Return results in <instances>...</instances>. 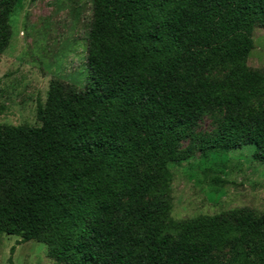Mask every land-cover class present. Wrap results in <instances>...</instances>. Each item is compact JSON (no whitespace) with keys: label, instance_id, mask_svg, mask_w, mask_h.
Here are the masks:
<instances>
[{"label":"trees","instance_id":"16d2710c","mask_svg":"<svg viewBox=\"0 0 264 264\" xmlns=\"http://www.w3.org/2000/svg\"><path fill=\"white\" fill-rule=\"evenodd\" d=\"M17 3L0 0V54ZM255 28L264 0H94L85 83L52 78L39 126L0 123V233L65 264H264V211L165 220L170 167L206 106L225 107L210 148L251 146L264 163Z\"/></svg>","mask_w":264,"mask_h":264},{"label":"rangeland","instance_id":"374dc122","mask_svg":"<svg viewBox=\"0 0 264 264\" xmlns=\"http://www.w3.org/2000/svg\"><path fill=\"white\" fill-rule=\"evenodd\" d=\"M93 18L94 0H18L9 17L11 38L0 54V123L39 126L38 100L46 101L52 78L85 83V41ZM253 39L255 47L245 64L264 69V29L255 28ZM229 66L211 71L210 77L221 80ZM259 100L264 96L251 103ZM244 109L239 106L235 115L243 117ZM224 115V106H206L182 140L179 151L185 158L170 167L171 210L166 221L215 214L231 217L230 211L243 206L264 211V163L253 159L254 148L224 151L209 146L208 139L217 134ZM216 176L228 184L213 183ZM50 251L44 242H23L21 236L0 233V264H65Z\"/></svg>","mask_w":264,"mask_h":264}]
</instances>
